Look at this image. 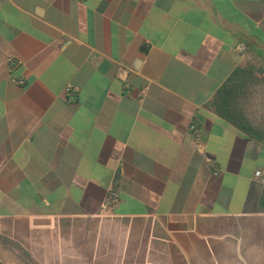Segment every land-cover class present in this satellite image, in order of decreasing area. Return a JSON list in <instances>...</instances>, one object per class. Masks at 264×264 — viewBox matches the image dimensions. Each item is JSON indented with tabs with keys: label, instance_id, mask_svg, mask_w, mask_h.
<instances>
[{
	"label": "crops",
	"instance_id": "obj_1",
	"mask_svg": "<svg viewBox=\"0 0 264 264\" xmlns=\"http://www.w3.org/2000/svg\"><path fill=\"white\" fill-rule=\"evenodd\" d=\"M247 64L264 0H0V232L56 234L60 264H264V144L208 107Z\"/></svg>",
	"mask_w": 264,
	"mask_h": 264
},
{
	"label": "trees",
	"instance_id": "obj_2",
	"mask_svg": "<svg viewBox=\"0 0 264 264\" xmlns=\"http://www.w3.org/2000/svg\"><path fill=\"white\" fill-rule=\"evenodd\" d=\"M208 107L216 115L242 131L249 139L264 144V74L247 64L239 68L215 93ZM0 242L10 246L11 240L0 232ZM24 261L38 264L23 249ZM0 264H3L0 259Z\"/></svg>",
	"mask_w": 264,
	"mask_h": 264
},
{
	"label": "rangeland",
	"instance_id": "obj_3",
	"mask_svg": "<svg viewBox=\"0 0 264 264\" xmlns=\"http://www.w3.org/2000/svg\"><path fill=\"white\" fill-rule=\"evenodd\" d=\"M9 239L11 240V244L8 247L0 242V259L3 264H31V262L24 261V252L22 248L25 249L38 264H42L44 260L48 261L49 264H60L61 258L64 257V253L60 252L59 239L56 234L53 235L51 241H48L50 248L55 245V251H45L42 247L35 251L30 241L12 239L11 237H9Z\"/></svg>",
	"mask_w": 264,
	"mask_h": 264
},
{
	"label": "built area",
	"instance_id": "obj_4",
	"mask_svg": "<svg viewBox=\"0 0 264 264\" xmlns=\"http://www.w3.org/2000/svg\"><path fill=\"white\" fill-rule=\"evenodd\" d=\"M235 51L242 55V56H247L248 54V51H249V47L247 45L246 42H240L236 48H235ZM20 84H24V81H20ZM68 92H71L72 91V88L69 87L67 89ZM191 131L194 133L195 136H198L199 135V130L197 129V125H193L191 127ZM216 168H215V172H216ZM263 174V171L262 170H258L256 172V177H261ZM119 193L117 192L116 188L113 187L110 191H109V194H108V197H107V200L104 204V210L108 211V210H113L115 207L118 206L119 204Z\"/></svg>",
	"mask_w": 264,
	"mask_h": 264
}]
</instances>
